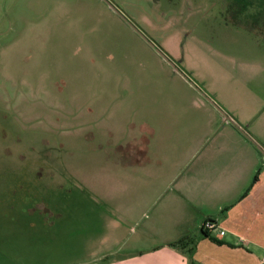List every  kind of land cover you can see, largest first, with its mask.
Instances as JSON below:
<instances>
[{"label":"rangeland","instance_id":"obj_1","mask_svg":"<svg viewBox=\"0 0 264 264\" xmlns=\"http://www.w3.org/2000/svg\"><path fill=\"white\" fill-rule=\"evenodd\" d=\"M232 2L0 0V238L14 221L12 235L35 223L46 240L60 225L79 252L98 206L190 171L224 122L212 97L263 108L264 0L237 18ZM25 246L40 264L84 258Z\"/></svg>","mask_w":264,"mask_h":264},{"label":"crops","instance_id":"obj_2","mask_svg":"<svg viewBox=\"0 0 264 264\" xmlns=\"http://www.w3.org/2000/svg\"><path fill=\"white\" fill-rule=\"evenodd\" d=\"M212 98L221 106L224 122L214 128L212 139L199 142L190 171L158 184L144 202L98 206L97 215L85 221L79 252L76 243L64 241L69 233L60 225H53L59 233L46 240L35 223L13 235L18 226L10 231L8 225L15 221L6 223L0 264L44 262L24 253L25 245L50 251V261L73 252L84 256L58 264H264V103L256 108L258 100L250 98L254 104L248 113L235 106L237 94L228 101ZM206 221L216 225L208 231L210 237L203 235ZM16 243L24 246L15 249Z\"/></svg>","mask_w":264,"mask_h":264},{"label":"trees","instance_id":"obj_3","mask_svg":"<svg viewBox=\"0 0 264 264\" xmlns=\"http://www.w3.org/2000/svg\"><path fill=\"white\" fill-rule=\"evenodd\" d=\"M237 4L238 5H240V10L239 11H236V10H233L234 11V13H233V16H230V17H232V18H237L238 16L237 15H239V14H241L242 13V11H244V9L246 8V5H247V3L246 2H244V0H238V2H237ZM234 8H235V3H234ZM243 14V13H242ZM203 235L204 236H207V237H210V234H209V232H207V231H205V230H203ZM212 240H214L215 242H217V243H220L218 240H216L215 238H211ZM181 242V241H180ZM179 243V242H178ZM182 243V242H181Z\"/></svg>","mask_w":264,"mask_h":264},{"label":"built area","instance_id":"obj_4","mask_svg":"<svg viewBox=\"0 0 264 264\" xmlns=\"http://www.w3.org/2000/svg\"><path fill=\"white\" fill-rule=\"evenodd\" d=\"M215 227H216L215 223H213L212 221H206L203 224L202 229L208 232V231L214 230ZM224 233H225L224 231H220L221 235H223Z\"/></svg>","mask_w":264,"mask_h":264},{"label":"flooded vegetation","instance_id":"obj_5","mask_svg":"<svg viewBox=\"0 0 264 264\" xmlns=\"http://www.w3.org/2000/svg\"><path fill=\"white\" fill-rule=\"evenodd\" d=\"M234 3H235V0H234V2H232V3H229V4H227L226 5V10L228 11V14L230 15V16H233V13H234Z\"/></svg>","mask_w":264,"mask_h":264}]
</instances>
